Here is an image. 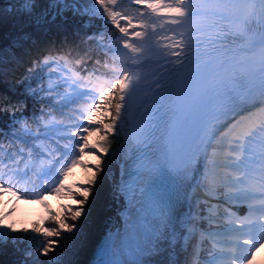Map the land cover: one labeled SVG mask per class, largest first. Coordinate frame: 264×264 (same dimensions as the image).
<instances>
[{
	"label": "snow or ice",
	"instance_id": "6c2138e0",
	"mask_svg": "<svg viewBox=\"0 0 264 264\" xmlns=\"http://www.w3.org/2000/svg\"><path fill=\"white\" fill-rule=\"evenodd\" d=\"M130 2L140 6L136 9L139 16L117 9L118 0H92L91 7H82L81 0H49L48 7L39 13L36 0H23L19 10L13 9L14 15L32 18L38 27L55 23L57 17L63 19L64 13L71 11L100 19L105 31L110 23L121 34H101L96 41L106 54L114 53L112 63L105 61L103 65L115 74L112 78L96 68L84 69L86 75H82L69 67L71 50L45 56L28 70L50 69V78L55 74L57 81H63L39 90L48 95L57 93L59 101L54 107L87 101L75 110V123L70 126L47 114L45 128L55 124L65 143L58 139L55 147H21L8 153V163L0 160V191L17 200L38 199L41 203L47 194L63 193L71 201L62 205L63 212H50L52 226L34 225L33 231L44 240L30 264H80L69 255L78 256L86 245L92 210L111 170L110 149L116 152L112 145L125 137L129 119L135 124L125 143L130 151L140 153L138 179L135 187L117 185L114 195V199L120 195L127 198V204L122 205L126 227L122 234L109 230L88 264H180L179 259H173L184 238L174 226L176 206L182 190L201 166L204 173L199 186L211 192L224 189L226 201H254L249 204V215L238 222L231 219L234 214H228L225 231L232 243L226 250L210 252L206 264H254L257 251L264 248V0ZM237 11L244 13L237 23H224ZM157 25L161 29L165 25L175 27L165 30L171 33L168 35L157 33ZM24 36L28 34L21 31L16 42H22ZM105 39L111 43H102ZM237 41L239 47H234ZM237 55L254 60L240 61ZM85 63L84 57L75 59L77 68ZM146 67L151 71L143 72ZM61 87L65 88L63 96L59 94ZM31 92L38 95L35 89ZM12 110L19 109L12 106ZM136 113L148 119L136 120ZM161 125L167 130L162 149L155 147V134ZM22 130L31 134L26 119ZM0 151H4L2 145ZM44 153L48 159H40L37 167L34 156ZM85 156L94 163H86ZM105 156H109L108 161ZM78 164L85 170L84 179L66 186ZM218 172L223 173L222 179ZM144 179L150 185L146 196L141 187ZM254 184L259 185V199L254 195ZM137 190L147 199V207L136 199ZM256 213L259 215L253 218ZM10 214L0 213V245L9 237L14 243L35 241V236L11 235L28 229L5 223ZM201 237L205 238L203 233ZM185 264H202L198 246Z\"/></svg>",
	"mask_w": 264,
	"mask_h": 264
},
{
	"label": "rangeland",
	"instance_id": "374dc122",
	"mask_svg": "<svg viewBox=\"0 0 264 264\" xmlns=\"http://www.w3.org/2000/svg\"><path fill=\"white\" fill-rule=\"evenodd\" d=\"M41 1L47 3L44 5L43 9L47 8L48 4H49V0H41ZM36 2H38V0H36ZM22 4H23V0H15V1L13 0V1L6 3L5 5L0 6V30H2L5 33V35L9 36L11 33L16 32L15 29H18V28H24L25 29V28H30V27L37 25L36 23L33 22L32 18H29V17L21 18L19 15L13 14V9L15 8V9L19 10V8L22 6ZM91 5L89 7H91ZM82 7H85V6H82ZM96 7L98 8L99 5H96ZM42 10L36 9V11L38 13L41 12ZM129 14L133 15L131 13V11H129ZM16 24H19V25H16ZM27 34H28V36H24L22 38V42L25 43V45H22V44L20 45V42H18V43L16 42L18 37H20V35H21V34H18L15 39L6 43L5 45L0 46V61H2L4 63V66H0V77L3 76V78H2L3 84H5L6 86L12 84L13 87L11 90L14 89V92H13L14 97L11 95H8V93H6L2 89H0V94L2 95V97L6 95V98L4 99V101L2 103L0 102L1 106H3V107L0 106V108L8 110V111L6 110L7 113L5 114L9 117L8 119H10V118L12 119V117H11L12 113H19L23 116H25L24 114H28L27 112H25L26 110L25 111L23 110V107L25 105H22V104L26 101L25 96H29V95L33 96L32 92H31L32 89H35L37 91L38 95H36V97L37 96L39 98L44 97L46 101H50V100L52 101L50 104H49V102L46 104L54 106V104H57V102L59 101V97L57 96V93L55 91L52 92L51 95H48L46 93L40 92L39 90L41 87L46 89L48 87L49 83H52V84L61 83L62 84L63 83L62 80L57 81L56 75L51 77V78L48 77L45 80L44 77H45V75L49 74V72H50L49 69H43V70L37 69L35 73H29V71H28L36 63L35 60H37L38 57H43L44 54L43 55H41V53L34 54V56L29 59L28 63H24L25 65L23 64L21 66L22 68H17L18 67L17 63L20 62L22 57L27 56L32 51V49H33L32 47H34L35 44H37L38 40H39L37 37L38 34H35V35L30 34V33H27ZM29 36H30V39H29ZM93 43L96 46L97 50L100 49L99 51L103 52L105 54V56L112 57V55H114V53H112V52H108L106 54L105 50L100 45H98L96 41ZM10 46H14V47L16 46L18 48H21L20 49L21 51L18 53V55H16V58H15V56L12 57ZM26 49H28V50H26ZM49 50L51 52L48 51V53H57V52L59 54L66 53L65 51L58 50L57 47H49ZM125 51H127V50H125ZM71 52H72L71 58H73V59H76L79 57H84L85 60L101 61L102 63H105V61H107V60L103 59L102 57H92V56L86 55L84 53L77 54L73 51H71ZM45 54H46V52H45ZM5 55L8 56L7 60H6ZM115 55L119 56L118 53H116ZM4 56H5V59H4ZM108 62L112 63L110 61H108ZM70 67L74 68L77 71H81L82 75H86V72L84 71V69H88L89 71H91L90 66L89 67L88 66L83 67L81 65L79 68H77L76 64H74ZM56 71L57 72L60 71L59 67L56 69ZM103 74L105 75L106 78H112L115 75L114 73H112L108 69ZM25 80L28 81V84H25L24 86H22L23 87V89H22V87L20 88L19 84ZM7 89H9V88H7ZM64 92H65V88L61 87L59 89L60 96H63ZM20 99H21V101H20ZM35 99H37V98H35ZM32 102H34V100ZM86 103H87L86 100H81V101H78L77 103L70 104L67 107H59V108H62L59 110L62 113L65 110L69 111V112H65V114L67 116H71L70 113L73 112V109H78L79 107L83 106ZM46 104L44 103V105H42V106H46ZM12 106H16L18 109L21 108L22 110L20 109V110H18V112L13 111ZM37 107H39V106H37ZM54 108H57V107H54ZM73 114H75V113H73ZM33 115H39L38 111L36 113H34ZM36 119H38V116L33 117V120H36ZM60 119L61 118L57 117V118H55V121L56 122H62L63 125H68V126L75 123L74 116H72L71 119H68V120L62 121ZM0 121L2 124L4 123L3 119H1ZM46 122H47V120L42 122V124H38V126L36 128H34L35 131L33 130L34 133L25 134L22 130V124L23 123L19 118L16 120V123H15V127H16L15 133L20 134L18 136L25 139L27 141L28 145L31 144L32 146L37 144L36 142L38 140H40L41 136L44 137V139L46 140L45 144L50 145L52 147H55V142L58 139L60 140L61 144L65 143L66 140L62 138L63 133L57 129L55 124L49 126L48 128H45ZM31 130L32 129L30 128V132H32ZM73 130H75V129H73ZM125 137H126V131H125ZM0 139L2 140L3 138L0 137ZM71 139L76 140L77 138L71 137ZM124 144L122 145L121 148H119L115 144L112 145V148L116 149L115 153H112L111 149H110V155L112 156L113 161L120 162V159H121L120 152H124V148H125ZM9 145H12V144L9 143ZM11 147H12V149H16L13 145ZM21 147L26 148L25 146H21ZM25 155H26V153H25ZM15 158H16L15 156L11 157V159H15ZM40 159L47 160L48 159L47 153L46 154L44 153L40 157L34 156L33 164L38 167ZM3 161H4V163H8L9 162V156L7 155V157H5L3 159ZM22 167H23V165L21 164V168ZM77 167H78V165H77ZM77 167H75L72 170L71 174H69L68 179L65 181L66 186L74 185L77 183V182H74L73 184H67L70 180L72 181L74 175L77 172ZM115 175H116V169L111 168V170L108 172V177L114 183L116 182ZM237 175H238V173H237ZM31 176H32V174H31V172H29V177H31ZM218 176L222 179L223 173L219 172ZM33 179H34V177H33ZM229 179H231V177H229ZM13 182H15V181H13ZM20 186L23 187V184H21ZM223 191H224V189H222V188L220 189L219 192L215 191L216 193L209 191V194L207 193V197L205 196V197L197 198L196 209H195V213H194V215H195L194 216V221H195L194 226L197 230V234H196L197 237L194 238V240H193V244L191 246V252L193 253V251L196 250L197 246H198L200 258H202L201 259L202 264H206L204 259H207V260L211 259V256L209 255L210 252H219L218 246L216 244L218 243L217 242L218 240L219 241L224 240V237L216 236V234H218L219 232L225 231V229H227L229 226L227 224V220L229 219L228 214L230 212H229V210H226V208L224 206H226V207L230 206L233 201L232 200L226 201L224 196L222 195ZM47 196H49L51 198L50 201H52V204H51L52 206L50 205L47 210H44L42 212V215H36L37 217L36 216L32 217V219L30 220V226H27L28 225L27 223H23L20 225L15 224L16 226H19L17 228L28 229V232L11 234V235L19 236V237H28V238L35 236V237H37V239L35 241H33L31 239L17 240L14 243L11 240V237H9L8 242L6 244L0 245V264H25V261H28L30 264L33 257L37 256V248L39 247L40 243L44 240V237L33 231L34 225L43 224L45 226H52L51 219H50V212L61 213V212H63L62 205L71 203V201L68 199V197L63 193L59 196L54 195V194H47ZM35 200L36 199H28V200L20 199V200H17L16 197L12 196L10 193L0 191V206H2V204L8 205L11 210L12 209L15 210V208L18 209L20 207H23V206H25V204L30 205V204L34 203ZM215 200H217V201H215ZM216 202H217V204H215ZM202 213H204L205 215ZM216 215H218V216H216ZM203 220H205V222ZM234 220H236V219H234ZM216 223H218V224H216ZM91 225H92V220H91V222L87 228V233H88V230L91 227ZM201 233L204 234L205 239L204 238L202 239ZM207 237L209 238V241L211 240L213 243H215L216 248L214 249L213 245H212L213 243H211L210 249L207 248V249H205L204 252L203 251L200 252L199 247L201 244H203L204 241L208 240ZM228 240L229 239H226L225 241H228ZM29 252L32 253V256L28 255ZM51 255H53V254L50 253V256ZM39 258L43 259V260L48 259L47 257H39ZM69 258L77 260L78 256L69 255ZM257 263L263 264L264 263V257L261 260H259Z\"/></svg>",
	"mask_w": 264,
	"mask_h": 264
},
{
	"label": "bare ground",
	"instance_id": "6f19581e",
	"mask_svg": "<svg viewBox=\"0 0 264 264\" xmlns=\"http://www.w3.org/2000/svg\"><path fill=\"white\" fill-rule=\"evenodd\" d=\"M39 7L37 9L42 10L44 5L47 4L43 1L37 2ZM117 9L131 11L134 16H139V12L136 9L140 6L132 5L130 0H118ZM243 11H237L232 14L231 21H224V23H232L235 24L239 21V19L243 16ZM130 15V14H129ZM124 25V22H121ZM190 26V25H189ZM169 27H175L171 25H165L164 29H161L159 25H157V33L159 34H168L165 30ZM188 27V26H186ZM108 30L105 31V28L102 24V21L98 18L90 17L88 15H73L71 11L64 13V18L61 19L57 17L55 23H52L47 26H40L37 25L30 27V28H23L20 31H16L11 33L9 36L5 35V33L0 30V46L5 45L6 43L12 41L16 38L18 34H21V31L24 33L30 34H38V43L32 47V51L27 55L22 57L23 61L26 62L30 58L34 56L36 53L48 52L49 47H57L60 51H73L77 54L84 53L86 55L92 57H102L103 59L112 62L111 57L105 56V54L99 50H97L96 46L93 42L99 39L101 34H104L106 37L118 36L121 35L118 32V29H115L110 23L107 26ZM131 31V30H130ZM90 37L92 39H90ZM104 44L111 43V41L105 39ZM102 42V43H103ZM163 42V41H162ZM46 44V45H44ZM240 44V42H239ZM235 47V46H234ZM41 48V49H39ZM101 62V61H100ZM28 63V62H26ZM130 64L131 61H128ZM21 64V65H20ZM104 64V63H103ZM22 61L17 63V68H22ZM25 65V64H24ZM3 83L0 82V88ZM5 91V90H4ZM9 95L13 96L12 92ZM21 100V99H20ZM6 106V105H5ZM3 107V106H1ZM7 107V106H6ZM5 107V108H6ZM129 134L127 133L126 129V136ZM125 143V137H121L120 140L114 143L119 148ZM124 152H120L121 159L120 162H115L111 159L110 168L116 169V182H112L111 179L105 180L103 187L100 189V195L96 200V203L92 210V225L88 230L87 233V242L83 250L78 255L77 260L80 264H86L87 258L89 254L92 252L93 246L96 244L98 238L101 236L102 233H107L109 230L114 232L118 228L117 222V214L120 212L121 205H122V197L119 196V199H114L115 189L117 185L121 184V177L123 174L124 168V161L126 158L127 153L126 148L127 144L125 143ZM105 161L109 160V156L103 157ZM84 161L86 163H94L90 157L85 156ZM231 171V169H229ZM203 173L204 167H200V171L198 173H194V179L190 178V181L187 185V189L182 191L181 200L182 202L176 207V219L174 220V226L176 228L177 234L183 233L184 238L180 241V247L177 250L178 254L173 255V259H179L180 264H185L186 260H190L192 257L191 246L193 244L194 238H196L197 230L194 226V213L196 209V202L197 198L199 197H207V193L209 191L206 188L199 186L201 181L203 180ZM219 174V172H218ZM85 176V170L78 164L77 172L74 175L72 181L70 180L67 184H73L74 182L82 181ZM221 188H218L216 191H220ZM216 193V192H215ZM256 199L260 198V194H254ZM51 198L47 195L44 196L45 203H41L38 199L35 200L34 203L30 205H26L20 207L18 209H10L8 205L0 206V213L10 212L11 214L6 217L5 223L12 222L14 226L27 223V226H30V220L32 217L36 215H42L44 210H47L48 207L52 204L50 201ZM217 201V200H215ZM232 204L226 208H228L229 212L234 214L231 218L232 219H242L245 216L249 215V204L254 203L252 199H242L237 198L233 199ZM217 204V202L215 203ZM52 206V205H51ZM3 211V212H2ZM217 213V212H216ZM259 215V213L254 214L255 216ZM218 216V215H216ZM37 217V216H36ZM218 224V223H216ZM25 225V224H24ZM19 227V226H16ZM229 227V226H228ZM226 230V229H225ZM219 237H224V240L217 241L216 244L218 249L224 248L225 250L231 245L232 241L229 239L226 231H223V234H218ZM223 239V238H222ZM229 239L228 241H225ZM210 243H213L210 240ZM214 244V243H213ZM245 247H247L245 245ZM200 248V247H199ZM219 249V250H220ZM227 253L225 252L224 258L226 259ZM264 257V248H261L256 253V258L254 264H258L257 262ZM237 264H240L237 261ZM264 264V263H263Z\"/></svg>",
	"mask_w": 264,
	"mask_h": 264
},
{
	"label": "trees",
	"instance_id": "16d2710c",
	"mask_svg": "<svg viewBox=\"0 0 264 264\" xmlns=\"http://www.w3.org/2000/svg\"><path fill=\"white\" fill-rule=\"evenodd\" d=\"M10 1H13V0H0V6L2 5H5L6 3L10 2ZM15 1V0H14ZM41 1V0H38V2ZM92 4V0H81V6H85V7H89L90 5ZM16 25H19V24H16ZM15 25V26H16ZM25 45V43L23 42H20V45ZM21 48H18V47H14V46H10V50H11V53H12V57L15 56L16 58V55H18V53L21 51L20 50ZM28 50V49H26ZM44 56L43 57H38L37 60H35L36 62L39 61V60H42L45 56H48V55H51L49 53L45 52L43 53ZM42 54V55H43ZM6 56V60L8 59V56ZM5 56H4V59H5ZM34 61V62H35ZM86 63L83 64L82 66L85 67V66H90V70L92 71L94 68L96 69H99V71L101 73H104L107 69H105L103 67V63L99 61V64H97V61H94V60H85ZM75 64V59L71 58L70 59V63L69 65L72 66ZM0 66H4V63L2 61H0ZM69 66V67H70ZM50 70V69H49ZM87 71H89L87 69ZM55 76V74L52 75V77ZM49 77V74L45 75V80L46 78ZM3 76L0 77V82L3 83ZM6 81V80H5ZM25 84H28V81H23L22 83L19 84L20 88L22 86H24ZM23 89V87H22ZM28 93V92H27ZM31 94V93H30ZM6 98V95L2 97V95L0 94V102L2 103L4 101V99ZM37 98V99H35ZM25 102L22 104V105H25L23 107V110L25 112H27L28 114H24L25 116L19 114V113H12L11 117L12 119H8L9 117L7 115H5L7 112L6 110H0V120L3 119V124L1 123L0 121V137H2L3 139L1 140L0 139V145H2L3 149L5 150L6 153H3V151H0V160H3L5 157H7L8 153H15L17 151V149L21 148V146H25L26 148L28 147H32V145H28L27 141L23 138H21L20 134L18 133H15L16 131V127H15V123H16V120L20 118V120L23 121L26 119L28 121V127H30L32 130L31 133H34L33 130L35 131L34 128H36L38 126V124H42V122H44L45 120H49V116L47 115L48 113H51V116L54 117V118H61L60 120H68V119H71L72 116H75V110L76 109H73V112L70 113L71 116H67L65 114V112H69V111H64L63 113L59 110V109H62V108H59L60 106H55L57 108H54V106H51L49 105L50 102L49 101H46L44 97H36V96H32V95H29V96H25ZM34 100V102L32 101ZM21 101V100H20ZM49 104H46L48 103ZM44 103L46 104V106H42L44 105ZM1 106V104H0ZM39 106V107H37ZM41 106V107H40ZM22 107V106H21ZM53 107V108H52ZM79 107V106H78ZM82 107V106H81ZM80 108V107H79ZM21 108H19L20 110ZM22 110V109H21ZM8 111V110H7ZM38 111L39 115H33L34 113H36ZM42 111L44 113V116L42 117ZM18 112V111H16ZM34 112V113H33ZM69 114V113H68ZM38 116V119L36 120H33V117H36ZM45 119V120H44ZM17 136H16V135ZM42 137V136H41ZM40 137V140H38L36 143L37 144H41V145H44L45 144V139L44 137L41 138ZM42 139V140H41ZM44 139V140H43ZM9 143H11L16 149H12V145H9ZM8 144V145H7ZM6 148H9V149H6ZM46 154V153H45ZM204 214V213H202ZM205 215V214H204ZM205 222V220H203ZM205 239V238H204ZM207 240V239H206ZM210 241L207 240V241H204L203 244L200 245V252L201 251H205V249H210L211 248V243H209ZM204 255V254H203ZM202 259V258H200ZM204 261L206 262L207 259H204Z\"/></svg>",
	"mask_w": 264,
	"mask_h": 264
},
{
	"label": "water",
	"instance_id": "95a60500",
	"mask_svg": "<svg viewBox=\"0 0 264 264\" xmlns=\"http://www.w3.org/2000/svg\"><path fill=\"white\" fill-rule=\"evenodd\" d=\"M21 29H23V28H18V29H15V31H19V30H21ZM44 45H46V44H44ZM39 49H41V48H39ZM49 52H51V51H49ZM48 53V52H47ZM49 54H51V55H57V54H59L58 52L57 53H49ZM21 61H22V64H24V63H26V62H24L23 61V58L21 59ZM21 65V64H20Z\"/></svg>",
	"mask_w": 264,
	"mask_h": 264
}]
</instances>
